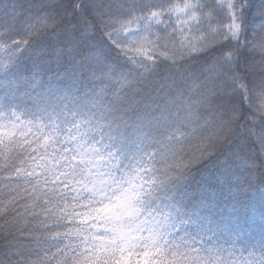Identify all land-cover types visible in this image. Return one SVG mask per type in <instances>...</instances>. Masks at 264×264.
I'll return each mask as SVG.
<instances>
[{"label":"trees","instance_id":"16d2710c","mask_svg":"<svg viewBox=\"0 0 264 264\" xmlns=\"http://www.w3.org/2000/svg\"><path fill=\"white\" fill-rule=\"evenodd\" d=\"M1 48L15 54L0 81L19 86L1 112L50 99L67 118L17 109L35 139L18 146L0 129V264H140L148 249L155 264H264V250L186 226L153 246L121 222L69 234L157 174L161 201L243 205L219 220L264 238L247 207L264 193V0H0ZM105 151L98 168L116 171L90 182ZM48 165L75 174L74 193L45 194Z\"/></svg>","mask_w":264,"mask_h":264},{"label":"rangeland","instance_id":"374dc122","mask_svg":"<svg viewBox=\"0 0 264 264\" xmlns=\"http://www.w3.org/2000/svg\"><path fill=\"white\" fill-rule=\"evenodd\" d=\"M1 50L5 54H0V71L4 73L11 66V63L5 59H7L10 54H15V51H7L4 48H1ZM18 89L19 86L16 82L8 80L0 81V129L1 132H4L5 134L2 142L8 146H10L13 142L12 138L14 136H18L16 146L20 145L23 139L22 144L25 142L31 143L33 140L35 141V139L30 137L31 125L26 122L24 112H22V114L16 111L17 109H24V104L26 102L24 104H17L13 102L11 106L13 111L1 112L4 107L8 105V102L12 100L13 96L19 92ZM28 99L31 98L28 97ZM24 111L31 114V116L42 115L46 111H49L53 115L52 118L56 121H65L67 118L65 109L57 101L50 99H44L33 109H30L26 104ZM69 142L71 143V141ZM106 155L107 151L104 152L101 159H95L94 156L90 157L92 167L96 170L91 176L90 182H97L98 180L100 182H106L104 179L106 177L107 170H110V172L116 171V165L110 169L98 168V164L104 162ZM83 163L85 164V160H83ZM43 168L42 172L45 173L43 175H46V180L49 181V185H47L48 187L45 192L46 195L56 197L60 193L63 194L68 191H71L72 193L75 192V182L77 181V178L73 172L67 170L66 174H64L60 170L57 171V174L52 175L53 169L50 165H48L47 168L43 166ZM167 172H169V170ZM175 173H177V171ZM59 175H62V179H59ZM158 177L159 176L157 174H154L150 179V186L145 190L142 189L140 193L136 191V189H134L131 196L120 193L117 198H114L110 202L111 207H109V210L106 209L102 213L97 214V219L87 225L83 226L77 223V228L80 225L79 228L69 231V234L81 230V235L89 236L92 231L96 232L97 230H105L102 229L105 227L109 228L111 226L117 228V223L121 222V224L124 226L127 225L128 227L131 224V228L136 230L134 231L129 229L130 232H132L131 235L135 243L140 242L136 237L141 235L139 238L142 241H149L146 242V245L149 244V246H153V244L156 243L151 242L152 240H150V238L155 235L154 233L169 236L172 232L179 229L184 233V228L186 226L190 228V233L196 234V238L200 240L204 238L203 236L210 237L216 240L214 242V244H216L218 241L217 239L224 240L231 238L234 239V241L240 242V245L254 246L258 251L264 250V246H262L264 245V238H244L242 236L243 231L236 227L239 223L237 219L232 221V224L228 222L229 225L224 224L219 220L224 215L231 218V210H233L234 207H231L232 209H227L226 205L224 206L212 203L209 205L208 210H206L205 207L198 205L194 206V208L190 211L179 208L177 204L169 205L167 204L168 202L161 201L162 199H160L157 195L158 191L164 187L163 182L157 184L156 179ZM63 222L76 223L77 221L69 218V220L64 219ZM121 224H119L118 227H122ZM238 233H240L241 236H238ZM120 236L122 238L117 237V239L122 240V242L123 240L129 238V235L125 233ZM126 247L127 246H125V248ZM150 253L151 252H149L148 249L145 251V254H142V256L145 257V260L140 261V264H155L154 257L148 258Z\"/></svg>","mask_w":264,"mask_h":264},{"label":"snow or ice","instance_id":"6c2138e0","mask_svg":"<svg viewBox=\"0 0 264 264\" xmlns=\"http://www.w3.org/2000/svg\"><path fill=\"white\" fill-rule=\"evenodd\" d=\"M260 183H261V187L264 188V177L261 178ZM252 191L253 192L255 191V185L252 186ZM244 195H245V199L247 200L248 193L245 192ZM247 207H248V213L253 214V217L256 212L264 214V193H262L261 202L259 203V205H253L247 202ZM241 211H243V205H241L240 208H233L232 214H238Z\"/></svg>","mask_w":264,"mask_h":264}]
</instances>
